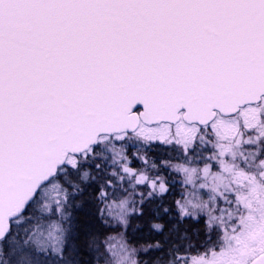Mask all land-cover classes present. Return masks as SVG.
Returning a JSON list of instances; mask_svg holds the SVG:
<instances>
[{"label":"snow or ice","instance_id":"6c2138e0","mask_svg":"<svg viewBox=\"0 0 264 264\" xmlns=\"http://www.w3.org/2000/svg\"><path fill=\"white\" fill-rule=\"evenodd\" d=\"M0 264H264V0H0Z\"/></svg>","mask_w":264,"mask_h":264},{"label":"trees","instance_id":"16d2710c","mask_svg":"<svg viewBox=\"0 0 264 264\" xmlns=\"http://www.w3.org/2000/svg\"><path fill=\"white\" fill-rule=\"evenodd\" d=\"M127 151H133V150H127ZM148 158L149 160H155L157 163H160L161 161H165L167 159H169V155L166 153V152H162V151H159V150H152V151H149L148 152ZM134 167H141L142 166V162L140 160H137L135 158H133V165ZM173 176V175H172ZM176 181V179H175ZM178 184V182L176 181V185ZM179 186H177L178 188ZM177 193H179L177 190H176ZM130 224H135L136 221L132 220V218L130 217ZM113 228H115L117 231L119 230H122L120 228V226L116 225L114 226ZM125 232L126 235H129V236H132L134 239H137V240H140V234L139 233H134L133 232V229L131 226H129L128 228H124L123 230ZM161 237L157 236L156 239H160ZM141 243H143L144 241L143 240H140ZM150 242H153V241H150Z\"/></svg>","mask_w":264,"mask_h":264},{"label":"rangeland","instance_id":"374dc122","mask_svg":"<svg viewBox=\"0 0 264 264\" xmlns=\"http://www.w3.org/2000/svg\"><path fill=\"white\" fill-rule=\"evenodd\" d=\"M129 149L135 151V149H133V148H131V147L127 148L126 151L129 150ZM175 162H176V161H173V163H175ZM172 175H173L174 179H176V181L178 182V184L176 185V190H177L178 192H180V187L177 188V186H179V181L182 179V177H181L178 173H175V172H172ZM177 194H178V193H177ZM129 218H130V217H129ZM114 226H116V224H113L111 227H114ZM120 228H121L122 230H124V228H123L122 226H120Z\"/></svg>","mask_w":264,"mask_h":264}]
</instances>
